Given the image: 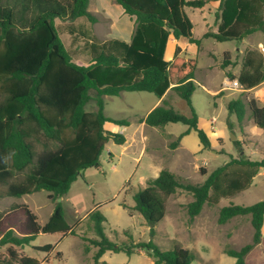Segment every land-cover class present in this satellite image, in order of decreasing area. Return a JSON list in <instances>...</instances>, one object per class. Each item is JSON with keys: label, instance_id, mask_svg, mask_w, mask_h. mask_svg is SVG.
<instances>
[{"label": "trees", "instance_id": "trees-1", "mask_svg": "<svg viewBox=\"0 0 264 264\" xmlns=\"http://www.w3.org/2000/svg\"><path fill=\"white\" fill-rule=\"evenodd\" d=\"M218 1L217 31L206 32L203 38L218 42L241 41L247 36L264 33V0H116L124 12L134 19L135 29L130 41L110 38L96 41L88 38L83 51L89 56L87 65L72 60L65 48L55 19L74 21L87 18L96 23L89 10L90 0H0V199L21 198L46 191L54 202V209L44 224L27 204H14L8 212L0 211V264H49L54 246L46 244L37 250L49 253L45 261L23 253L40 234L79 236L78 226L85 220L93 237L81 235L88 242L84 251L92 248L93 264L101 261L106 252L128 256L145 251L154 264H191L195 254L179 245L162 250L153 239L135 241L125 231L127 241L117 243L105 233V215L97 204L87 216L70 225L64 204L58 198L67 195L72 184L88 168L99 169L101 156L110 141L123 145L122 133L105 128L107 123L129 126L127 118H112L105 114L106 96L122 92H149L162 98L174 90L189 108L183 114L166 103L158 105L138 120L150 127L168 123L188 126L173 143L191 130L197 132L203 149L211 147L206 131L199 127V116L192 102L196 91L197 62L181 56L176 47L173 60H166L169 38L185 39L200 46L201 39L193 35V22L187 7L203 8ZM237 78L243 90H250L264 82V55L248 50ZM91 91L95 92L91 96ZM94 100L96 109L87 111L86 104ZM242 123L247 109L254 123L264 131V106L255 99L247 103L240 98L227 105ZM236 144L239 141H235ZM237 167L233 177L230 168ZM264 159L250 160L233 157L214 169L203 183L193 184L179 174L164 168L145 187L133 194L131 210L140 213L155 235L158 223L167 213V199L183 190L191 194L187 204L189 216H198L204 206L221 198H232L247 189ZM203 175L207 172L200 169ZM125 209L128 206L122 203ZM24 219L18 225L11 222L16 214ZM238 216H250L252 241L240 249L226 246L224 253L235 258V264H246V257L261 242L264 223V199L251 205L230 203L219 210L218 223L225 224ZM62 253L56 257L61 259Z\"/></svg>", "mask_w": 264, "mask_h": 264}, {"label": "rangeland", "instance_id": "rangeland-1", "mask_svg": "<svg viewBox=\"0 0 264 264\" xmlns=\"http://www.w3.org/2000/svg\"><path fill=\"white\" fill-rule=\"evenodd\" d=\"M218 6V1H212L203 8H186L194 25L193 35L201 39V44L196 46L188 42L183 43L184 51L179 53L197 62L195 72L197 86L192 102L201 122L209 125L206 126L205 131L210 138L211 147L178 162L179 156H171L174 148L170 145L175 139L169 138L165 143L162 139L163 134H159L160 130L148 129L152 130L150 137L156 140L155 155L158 160L169 165L170 169L193 184L203 183L214 169L226 164L233 157L264 159V131L254 123L250 110L247 109L246 117L240 123L236 114H230L227 108L228 103L236 98L246 103L250 99H255L259 106H264V82L250 90L222 88L225 78L232 79L231 75L239 76L248 50H258L264 55V33L256 32L241 41L230 42L203 38L204 33L217 31ZM120 7L121 5L115 0H90L89 9L96 16V23L90 22L87 18H78L74 21L55 19L59 36L74 62L81 65L88 64L89 56L83 51L84 43L88 38L101 42L117 35L115 33L121 27L118 24L121 22ZM119 37L121 36L118 35L117 38ZM172 52L173 42L168 45L166 60L172 59ZM94 95L95 92L91 91V96ZM104 99V112L107 116L130 120L148 114L159 100L155 94L149 92H122L119 96H106ZM169 101L172 103L171 98ZM173 103L175 110L188 114L189 108L184 101L175 100ZM85 109L87 111L96 109L95 101L90 100ZM108 126L114 129L121 128L112 123ZM135 129H138V124L130 127L126 134L130 136ZM161 129L177 137L186 126L170 123ZM187 140L193 144L199 141V138L197 134L192 133ZM235 141L239 143L236 144ZM147 144L150 145V141ZM142 148L140 139L137 140L132 151H124V145L108 142L101 156V167L84 170L85 179L79 177L72 184L69 193L61 197L67 222L74 225L78 220H83L99 204L102 205L100 210L107 219L105 233L114 242L120 244L127 241L125 231H129L135 241L153 239L162 250L172 249L175 245L191 250L196 256L191 264H235L236 259L224 253L225 247L239 249L251 242L253 228L251 226L249 231L245 216L228 224H219V210L230 203L250 205L263 200L264 167L259 170L260 173L255 177L254 184L232 198H221L217 203L206 204L201 217L197 220L192 219L187 211V204L193 199L191 194L179 190L167 199L166 216L157 224L156 233L152 236L144 217L137 211L131 210L135 204L133 194L144 187L140 177L154 175L148 166L152 148L150 146L146 151ZM110 152L114 154L110 156ZM181 163L184 165L179 168L180 170L178 169L180 173L174 165L181 166ZM200 169H205L207 174L203 175ZM236 169L235 166L231 167L229 176L233 177ZM122 203L128 208L121 206ZM14 204H27L38 216L40 224L47 222L54 209V202L49 199V193L46 191L21 198H1L0 211L8 212ZM23 219L24 215L19 213L11 219V222L18 225ZM201 228L206 234L210 233L203 234ZM77 231L79 236L40 234L35 241L22 249L23 253L45 261L49 253L39 251L37 247L51 244L54 249L50 253L49 264H93L92 256L95 249L92 248L86 253L84 248L89 244L81 238V235L93 237V233L87 229L85 220L78 226ZM228 240L234 242L228 243ZM5 249V247L1 248L0 253ZM57 252L62 253L61 259L56 257ZM101 261L107 264H154V259L143 250L131 256L124 252H106ZM43 264L47 263L43 262Z\"/></svg>", "mask_w": 264, "mask_h": 264}, {"label": "crops", "instance_id": "crops-1", "mask_svg": "<svg viewBox=\"0 0 264 264\" xmlns=\"http://www.w3.org/2000/svg\"><path fill=\"white\" fill-rule=\"evenodd\" d=\"M116 1V0H115ZM90 10V9H89ZM119 18H121V22H118V24H120V28L118 29V31H116L117 33H115V34H117V35H115L114 37H112V38H117L118 37V35L119 36H121V37H119L118 39H120L121 38V40H125V41H130L131 40V37H132V34H133V32H134V29H135V22H134V19L133 18H131L129 15H127L125 12H124V9H123V7L121 6L120 7V14H119ZM116 23V22H115ZM114 23V24H115ZM214 32H216V30L214 31ZM110 39V38H109ZM171 42H173V52H172V54H171V57H172V59L171 60H173L174 59V57H175V51H176V47L178 46V47H180L181 48V51L183 52L184 51V48H185V46L183 45V43H186L187 42V40H185V39H179V40H176L175 38H173V36H171L170 38H169V41H168V44H167V49H168V45H169V43H171ZM166 52H167V50H166ZM174 56V57H173ZM165 57H166V55H165ZM170 60V61H171ZM172 96H174V97H172ZM170 98H171V100H172V103L169 101L170 100ZM159 100L156 102V104L153 106L154 108L155 107H157L158 105H162L163 103H166L167 104V106H169V107H171V106H173V102H175V100L177 101V102H179V100H181L180 99V97L178 96V94L174 91V90H168L167 91V93L162 97V98H158ZM174 107V106H173ZM154 108H152V110L154 109ZM151 110V111H152ZM150 111V112H151ZM149 113V112H148ZM147 115V114H146ZM145 115V116H146ZM145 116H140V117H137V118H134L133 120H130L129 118H127V119H129L130 121H131V124L129 125V126H119V125H117V126H119V127H121V128H116V129H114V128H109V124L110 123H107L106 125H105V128L107 129V130H109V131H112V132H117L118 131V133L119 132H122V133H124L125 134V136H126V139H127V141L123 144L124 146H125V149H124V151H132L133 150V148H134V146H135V143L137 142V140L138 139H140V141L142 142V144H143V148H142V150L143 151H146L147 149H148V147H150L151 146V154H150V162H149V164H148V166H149V168H150V170L151 171H153L154 172V175L153 176H150V177H147V176H141L140 177V181H141V183L144 185V187L146 186V184H147V181L150 179V178H155V177H157L158 175H159V173H160V171L162 170V169H164V168H167V169H169V170H171V171H173L172 169H170L171 167L169 166V165H165L164 163H162V161H159L158 160V157L155 155V153H156V147H157V145H156V140L154 139V138H152V136L150 137V133L152 132V130L151 131H149L148 129L149 128H152V129H155V130H160V132H159V134L160 135H162L163 137H162V139L164 140V142L166 143V142H168L167 141V139H177L183 132H185L187 129H188V126H186V129L185 130H183L182 132H180L179 134H178V136L176 137L174 134H172V133H169V132H166V131H164V129H161L162 127H164V126H161V127H150V126H147L145 123H139L138 122V120L140 119V118H143V117H145ZM134 124H138V129H135L133 132H132V134L129 136V135H127L126 134V131L130 128V127H132ZM168 124H170V123H168ZM175 124H179V123H175ZM181 124V123H180ZM167 125V124H166ZM165 125V126H166ZM206 126H208L209 127V125L206 123V122H204V123H202L201 122V120H200V118H199V127H201V128H203L204 130H206ZM110 129H112V130H110ZM162 132V133H161ZM192 133H195V134H197V132L196 131H194V130H191L190 132H189V134H187V135H185V136H183L181 139H180V141H179V143H178V145H177V147H175L174 148V151H173V153H171V156H179V159H177L178 160V162H182L184 159H185V157H191L192 155H194V154H196V153H198V152H202V151H204L205 149H203V146H202V144H201V142H200V139H199V141L197 140V142H194L193 144H191V143H189V140H187V137L188 136H190ZM197 136H198V134H197ZM199 138V137H198ZM160 140H161V138H160ZM148 141H150V145H148L147 143H148ZM172 142H174V140L172 141ZM114 153L113 152H110V156H112ZM176 160V159H175ZM174 163H172V165H173ZM182 165H184L183 163H181V166L180 165H178V164H175L174 165V167H176L175 169H179L180 167L182 168L183 166ZM180 170V169H179ZM178 170V171H179ZM173 172H175V173H177L176 171H173ZM180 172V171H179ZM181 173V172H180ZM260 173V171L258 172V174ZM178 174V173H177ZM257 174V175H258ZM180 175V174H179ZM256 175V176H257ZM255 176V177H256ZM255 177H254V179H255ZM254 179H253V182H252V184H254ZM251 184V185H252ZM235 204V203H234ZM239 205H244V204H239ZM251 205V204H250ZM247 206V205H246ZM223 207V206H222ZM201 214H202V212L198 215V216H196L194 219L195 220H197L198 218H200L201 217ZM241 216H238V217H235V218H233V219H231V220H229L227 223H225V224H228L230 221H233V220H236V219H238V218H240ZM246 218H247V220H248V228H249V231L251 230V221H250V216H245ZM206 231L208 232V229L206 228ZM201 232L204 234H206V232L201 228ZM210 233V232H209ZM208 233V234H209ZM208 234H206V235H208ZM229 242L228 243H231V242H234V241H232V240H228ZM250 243V242H249ZM243 247V246H242ZM241 248V247H240ZM239 248V249H240ZM94 249V248H93ZM102 259V258H101ZM246 264H264V223H263V227H262V238H261V242L260 243H258L252 250H251V252L247 255V257H246Z\"/></svg>", "mask_w": 264, "mask_h": 264}, {"label": "built area", "instance_id": "built-area-1", "mask_svg": "<svg viewBox=\"0 0 264 264\" xmlns=\"http://www.w3.org/2000/svg\"><path fill=\"white\" fill-rule=\"evenodd\" d=\"M223 90L231 89V90H242V85L238 81V79H230V78H225L223 82Z\"/></svg>", "mask_w": 264, "mask_h": 264}, {"label": "water", "instance_id": "water-1", "mask_svg": "<svg viewBox=\"0 0 264 264\" xmlns=\"http://www.w3.org/2000/svg\"><path fill=\"white\" fill-rule=\"evenodd\" d=\"M62 200V198H58V202H60Z\"/></svg>", "mask_w": 264, "mask_h": 264}]
</instances>
